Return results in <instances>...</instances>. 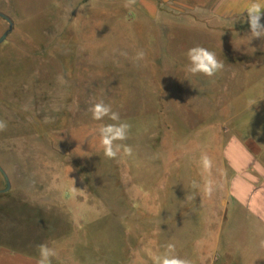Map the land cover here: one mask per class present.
Returning a JSON list of instances; mask_svg holds the SVG:
<instances>
[{"label":"rangeland","instance_id":"rangeland-1","mask_svg":"<svg viewBox=\"0 0 264 264\" xmlns=\"http://www.w3.org/2000/svg\"><path fill=\"white\" fill-rule=\"evenodd\" d=\"M124 2L0 0V242L47 244L51 264H154L169 243L182 258L209 251L228 197L223 148L264 134V40L247 18ZM195 45L224 69L188 73ZM101 100L131 125L120 143L132 156H104L98 130L113 121L89 111Z\"/></svg>","mask_w":264,"mask_h":264},{"label":"crops","instance_id":"crops-1","mask_svg":"<svg viewBox=\"0 0 264 264\" xmlns=\"http://www.w3.org/2000/svg\"><path fill=\"white\" fill-rule=\"evenodd\" d=\"M136 3L134 8L148 9L154 15L166 7L180 6L231 21L247 18L244 8L248 0H138ZM222 157L224 168L230 173L225 214L212 233L209 251L185 253V258L192 260V264H264L261 246L264 241V134L233 135L224 146ZM38 260L39 254L0 242V264H37Z\"/></svg>","mask_w":264,"mask_h":264},{"label":"clouds","instance_id":"clouds-1","mask_svg":"<svg viewBox=\"0 0 264 264\" xmlns=\"http://www.w3.org/2000/svg\"><path fill=\"white\" fill-rule=\"evenodd\" d=\"M136 0H125L124 7L131 8L135 5ZM244 13L247 17L246 21L249 25V33L253 39L264 40V0H248L247 6L244 8ZM188 59L187 72L192 75H203L205 77H214L217 73L224 69L223 61L217 58L215 52L201 45H195L189 48L186 52ZM145 57L144 51L137 52L136 59L143 60ZM61 84L67 83L62 75L57 77ZM249 105H254L255 100H249ZM89 111L92 114V119L102 121L108 118L113 123L102 124L99 127V143L103 148L104 156L109 159H116L118 155L123 153L124 156H132L133 149L130 145L123 142L128 139L131 125L126 121H122L120 114L113 111L110 104L104 101H99L90 107ZM7 122L0 120V132L6 131ZM200 164L202 171L207 173L211 170L213 164L211 158L207 154H202ZM192 189H199L200 185L193 181ZM203 190L206 194L211 195L213 192V185L210 180H206ZM187 198L194 199V194L190 193ZM261 246L264 247V241H261ZM39 260L37 264H51V257L56 253L49 248L47 244L38 245ZM154 264H192V261L187 258H182L175 254V245L169 243L164 246V251L160 255L155 256Z\"/></svg>","mask_w":264,"mask_h":264},{"label":"water","instance_id":"water-1","mask_svg":"<svg viewBox=\"0 0 264 264\" xmlns=\"http://www.w3.org/2000/svg\"><path fill=\"white\" fill-rule=\"evenodd\" d=\"M0 17L3 18L4 20H6L9 24L11 23L10 20L4 14L0 13ZM6 34L7 33H4L2 35V37H0V43L6 38ZM0 173L2 174V176L5 180V183H6L5 189L1 190L0 193H5L10 189V183H9V180H8L6 174L4 173V171L1 168H0Z\"/></svg>","mask_w":264,"mask_h":264}]
</instances>
